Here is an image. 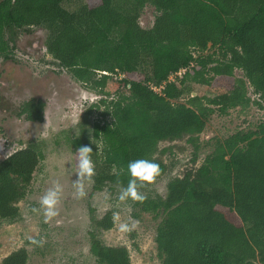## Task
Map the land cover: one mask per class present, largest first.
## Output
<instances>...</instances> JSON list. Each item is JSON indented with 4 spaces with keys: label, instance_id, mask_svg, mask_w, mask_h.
<instances>
[{
    "label": "trees",
    "instance_id": "trees-1",
    "mask_svg": "<svg viewBox=\"0 0 264 264\" xmlns=\"http://www.w3.org/2000/svg\"><path fill=\"white\" fill-rule=\"evenodd\" d=\"M68 1L0 0V55L9 57L19 29L44 27L47 53L98 92L84 112L102 107L91 138L82 128L71 141L75 152L93 149V191L126 187L128 163L137 159L163 173L154 158L162 140L186 137L196 162L208 117L250 103L249 87L264 102V0H82L74 10ZM147 6L155 15L145 27L139 20ZM29 105L28 117L42 119L35 107L43 102ZM43 156L41 144L30 142L0 160V220L18 217ZM136 203L161 218L155 240L162 264H264V125L217 140L192 174L168 181L164 196ZM92 221L98 231L114 225L110 210ZM91 234L99 264H132L125 245ZM28 260L22 247L0 264Z\"/></svg>",
    "mask_w": 264,
    "mask_h": 264
},
{
    "label": "rangeland",
    "instance_id": "rangeland-1",
    "mask_svg": "<svg viewBox=\"0 0 264 264\" xmlns=\"http://www.w3.org/2000/svg\"><path fill=\"white\" fill-rule=\"evenodd\" d=\"M83 3L82 0H69L64 6L74 10ZM154 15V9L147 6L139 20L141 25L150 26ZM25 31L16 38L19 45L26 43L30 46L36 41L40 46V42L46 39L47 29L44 27L33 26ZM25 39H29L28 45ZM19 49L18 45L15 46L7 59L0 55V82L6 84L0 88V93L8 96L0 99V160L30 142H39L44 156L33 174L26 196L17 203L18 217L0 220V261L12 251L24 247L29 253L27 264H99L90 251L92 232L105 244L125 245L132 264H162L155 240L161 218L155 212L142 210L137 201L131 199L121 202L118 198L120 188L105 186L93 191L92 178L85 181L86 196L77 198L75 195L73 181L77 178L78 167L71 141L81 136L82 130H85L86 139L91 138L93 122L100 119L98 114L102 107L90 115L84 112L100 95L75 80L70 71L61 68L47 52L30 64L31 61L27 60L31 59H26ZM235 75L244 76L240 70H236ZM170 79L176 80L174 75ZM154 89L159 91L160 88ZM249 96L254 98L250 103L237 106L226 115L214 113L208 117L198 136L196 162L191 160L192 146L186 137L160 141L154 158L164 163L165 171L139 191L146 198L162 197L168 181L173 176L192 174L217 140L235 132L259 131L264 125V102L258 100L259 104L256 103V95L250 87ZM36 97L45 105L42 119L30 121L26 115H21L18 101L33 103ZM56 181L63 187L59 215L45 222L42 210L34 212L33 209H39L40 198ZM107 210L112 212L114 225L98 231L92 217H101ZM124 222L136 226L130 232L122 233L119 225ZM32 240H42L43 243L33 244ZM253 264L261 263L256 258Z\"/></svg>",
    "mask_w": 264,
    "mask_h": 264
},
{
    "label": "clouds",
    "instance_id": "clouds-1",
    "mask_svg": "<svg viewBox=\"0 0 264 264\" xmlns=\"http://www.w3.org/2000/svg\"><path fill=\"white\" fill-rule=\"evenodd\" d=\"M76 153L78 154V171L75 173L77 178L73 181V186L75 188L76 197L83 198L87 194L85 191V181L91 180L95 174V166L92 159L93 149L90 146H81L77 149ZM127 171L130 179L126 187L120 188L118 198L121 202H126L129 199L142 202L146 197L139 189L145 184H151L156 180L161 172L160 166L158 163L149 159H137L128 163ZM62 196L63 187L56 181L53 187L47 190L40 198L39 209L34 208L33 211L42 210L45 222L52 220L59 215V205ZM135 226V223H120L119 231L127 233L135 228ZM32 243L41 245L43 241L32 240Z\"/></svg>",
    "mask_w": 264,
    "mask_h": 264
},
{
    "label": "flooded vegetation",
    "instance_id": "flooded-vegetation-1",
    "mask_svg": "<svg viewBox=\"0 0 264 264\" xmlns=\"http://www.w3.org/2000/svg\"><path fill=\"white\" fill-rule=\"evenodd\" d=\"M21 32H26V31H25V29H19L16 32V35L14 36L13 43L10 42L9 49H8L9 50V56L11 55V52L14 50V47L18 45V47L20 48L19 49L20 53L24 57H26V59H31V60H27V61L28 62L31 61L29 63L32 64L33 63L32 60L34 59V63H35V62H37L40 59L41 56H43V54H45V52H47V49H46V46H45V39L40 42V46L39 45L37 46V42L36 41L33 42L30 46H26V43H24V42H27V45H28L29 39L28 40L25 39L24 42H23L24 44L23 45H19L20 41H19V39H16V38L19 36V33H21ZM26 36H28V35L25 34L24 37L27 38ZM34 40H36V39H34ZM15 43L17 45H15ZM5 59H7V58H5ZM5 85H6L5 83L0 82V88L4 87ZM8 91H9V89H8ZM2 98H4V99L8 98L7 93L6 94L0 93V99H2ZM28 99L30 100V99H33V98H28ZM35 99L36 100H34V102H33L34 104H36L38 102L39 98L36 97ZM27 103L31 104L32 101L30 102V101L26 100V101H22V103H21V101H18V104H20L18 108L20 109V111H22L21 115H23V114L26 115V119L30 120V121H40L41 119H37L36 120V119H32V118L28 117L29 113L24 109L25 106L27 105ZM29 106H31V108H29V111H30V110H32L33 106L32 105H29ZM44 106L45 105L43 104L40 109L38 107H35V109L36 110L38 109V111L40 113H42L44 111V110H42V109H44L43 108ZM41 116H42V114H41Z\"/></svg>",
    "mask_w": 264,
    "mask_h": 264
},
{
    "label": "built area",
    "instance_id": "built-area-1",
    "mask_svg": "<svg viewBox=\"0 0 264 264\" xmlns=\"http://www.w3.org/2000/svg\"><path fill=\"white\" fill-rule=\"evenodd\" d=\"M180 73V72H179Z\"/></svg>",
    "mask_w": 264,
    "mask_h": 264
}]
</instances>
